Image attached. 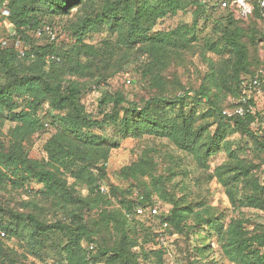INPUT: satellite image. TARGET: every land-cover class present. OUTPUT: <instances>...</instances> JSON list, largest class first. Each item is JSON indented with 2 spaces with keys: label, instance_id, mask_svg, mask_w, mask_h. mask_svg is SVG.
Returning <instances> with one entry per match:
<instances>
[{
  "label": "trees",
  "instance_id": "trees-1",
  "mask_svg": "<svg viewBox=\"0 0 264 264\" xmlns=\"http://www.w3.org/2000/svg\"><path fill=\"white\" fill-rule=\"evenodd\" d=\"M186 5L200 6L196 0H0V192L11 185L30 196L24 210L0 207V230L6 234L0 236V264H21L26 258L9 248L10 242L17 240L27 253L38 256L41 238L52 232L65 238L63 258L53 264H145L153 257L164 264L165 249L135 252L139 245L133 226L145 217L167 223L166 231L171 227L187 238L199 237L202 244L193 247L199 258L189 252L186 264H201L213 238L233 264H264L263 227L251 233L244 219L227 223L204 208V202L176 198L164 174L158 175L154 149L138 153L106 133L113 128L122 141L166 139L204 170L224 151L228 160L215 173L231 203L264 210V183L256 167L229 149L219 129L231 123L264 150V104L261 108L252 96L254 109L247 115L224 114L240 105L243 80L257 73L264 80L259 55L264 20L258 12L245 18L235 9H222L219 0L217 7L229 13V25L215 41L206 42L202 55L214 53L222 60L209 61L199 88L179 83L173 90L168 75L179 80L174 70L202 46H193L196 36L188 27L172 31L156 26L187 10ZM2 9L8 17L2 16ZM56 18L71 20L64 29L70 34L68 45L45 34L37 36L46 25L52 28ZM5 22L13 33L2 28ZM97 26L105 27L123 49L114 61L105 60L90 42ZM17 41L23 44L24 58L16 50ZM130 65H137L147 95L132 100L122 90H105L100 93L99 115L90 114L83 102L85 92L110 86L112 77ZM45 120L52 133L43 146L44 156L32 158L26 143L47 130ZM213 126L218 127L214 132ZM6 127L8 147L1 141ZM31 181L41 187L30 188ZM158 201L171 208L152 216ZM138 207L146 209L145 216L137 217Z\"/></svg>",
  "mask_w": 264,
  "mask_h": 264
},
{
  "label": "rangeland",
  "instance_id": "rangeland-1",
  "mask_svg": "<svg viewBox=\"0 0 264 264\" xmlns=\"http://www.w3.org/2000/svg\"><path fill=\"white\" fill-rule=\"evenodd\" d=\"M196 1H199L200 6L186 5L187 10L180 11L176 16L167 17L156 26L157 30L172 31L177 30L181 26L188 27L196 36L193 46H202L200 49H195V47V52L186 55L184 64L174 70L180 81L176 80L173 74L168 75V81L173 90L175 89L174 86H179V83L186 88H199L210 68L209 61L214 60L217 63L222 60L220 56H216L214 53H206L204 57L202 49L205 48L204 46L207 41H215L218 37L217 34L223 32L229 25V13L217 7L219 0ZM196 19H198L197 23H195ZM70 21L69 18H56L53 21V29L49 25H46L44 29L49 27L52 30L55 35L54 41H57L58 38V44L68 45L71 38L70 34L64 29ZM2 26L8 33H13V27L10 23L5 22ZM0 33L3 34L4 32ZM44 34L50 36L47 33H43L42 36ZM5 38L3 37L2 39ZM114 38L105 27L97 26L91 34L90 42L96 46L105 60L114 61L123 51L115 43ZM18 46L24 49L22 42ZM259 48V55L264 60V43H261ZM136 66L130 65L125 69L123 74L113 76L110 86L103 85V88L95 92L87 90L83 96V102L87 111L93 116L99 115L98 104L100 93L105 90L112 91L113 93L122 90L132 100H140V98L147 95L145 83L137 72ZM128 80H130V84H128ZM260 101L262 108L264 102ZM52 114L56 115V112H52ZM44 122L48 127L47 130L33 135L26 143V151L32 158L40 159L44 156L43 146L52 133L53 129L49 121L45 120ZM217 128V126H213L211 131L214 132ZM219 129L225 134L229 149L234 151L241 159L251 162L256 167V174L264 183V150L258 149L250 138L243 137L237 133L231 123H225ZM7 131V127L3 129L1 141L8 147ZM113 131V128H110L106 133L117 138L124 148L134 149L138 153H142L148 148L155 150V158L159 165L158 175L164 174L166 186L176 198L188 203L199 204L204 202V208H210L214 214L222 215L227 223L231 219H244L246 221L245 226L251 233L262 227L264 228V210L248 207L237 208L234 206L226 189L217 178L215 173L216 168L228 160L226 152H221L210 166V169L204 170L197 166L192 157L185 152L179 151L166 139L144 136L140 139L130 137L122 141L115 136ZM40 187L35 181H31L30 188L38 190ZM240 189L239 195H241ZM29 198L30 196L24 190L9 185L5 191L0 192V207L24 210ZM157 206L159 211L164 213H168L171 208L170 204L163 201H158ZM200 209L203 208L197 207V210ZM50 218L52 219L51 216ZM161 230L159 218L150 217L148 219L145 217L139 220L133 226L134 237L139 245V248H136L135 252H152L165 249L167 252L161 259L164 264H171V262H174V264H177V262L178 264H186L187 258L190 256L189 252H191L192 257L199 258L198 252L193 249L194 246L202 244L201 241H198L199 237L197 235H191L187 238L185 235L175 233L170 227L168 231L164 232L165 241L162 245L158 240V233ZM41 243L35 249L38 256L27 253L22 248V244L17 240L10 242L9 248L15 249L26 256L25 259H21V264H30L32 260L41 263V259L46 264H53L63 258L60 249L65 243V238L62 234L56 232L47 234L41 238ZM211 248L212 250L207 255L200 257L202 259L201 264H233L225 258L216 238L212 239ZM145 264H159V261L153 257Z\"/></svg>",
  "mask_w": 264,
  "mask_h": 264
},
{
  "label": "built area",
  "instance_id": "built-area-1",
  "mask_svg": "<svg viewBox=\"0 0 264 264\" xmlns=\"http://www.w3.org/2000/svg\"><path fill=\"white\" fill-rule=\"evenodd\" d=\"M221 7L222 9H235L238 14H240L242 17H249L254 12H258L259 15L264 20V0H221ZM1 14L4 17L9 16V12L5 9L1 10ZM1 25V23H0ZM43 33H47L51 36V39H55V35L53 34L52 30L47 27L42 30H38L37 35L42 36ZM6 44V42H4ZM20 44V41H17L15 43L16 50L19 53L20 58H24L25 52L24 49L18 46ZM130 83V81H128ZM242 91H243V97L240 100V105L233 111H225L224 114L227 116H245L250 111H253L254 106L250 104V100L252 96L255 97L256 103H260L262 100L264 102V80L261 78V74L257 73L253 78L249 80H243L241 83ZM107 190L106 188L102 187L101 192L105 193ZM152 216L158 215V208H152L151 210ZM135 213L137 217H143L146 214V209L143 207H138L135 210ZM131 218V217H130ZM168 227L167 223H161V232L158 233V240L163 245L164 244V232L166 231V228ZM0 236L5 237L6 234L4 231L0 230ZM90 249H93V246L90 247ZM171 264H174V262H171Z\"/></svg>",
  "mask_w": 264,
  "mask_h": 264
}]
</instances>
